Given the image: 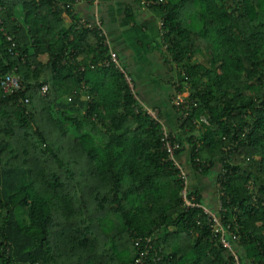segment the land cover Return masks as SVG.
<instances>
[{
  "label": "trees",
  "instance_id": "trees-1",
  "mask_svg": "<svg viewBox=\"0 0 264 264\" xmlns=\"http://www.w3.org/2000/svg\"><path fill=\"white\" fill-rule=\"evenodd\" d=\"M74 1L0 0V264H264V0H145L168 114Z\"/></svg>",
  "mask_w": 264,
  "mask_h": 264
},
{
  "label": "crops",
  "instance_id": "crops-1",
  "mask_svg": "<svg viewBox=\"0 0 264 264\" xmlns=\"http://www.w3.org/2000/svg\"><path fill=\"white\" fill-rule=\"evenodd\" d=\"M76 10L81 20L100 24L109 52L114 53L127 68L133 83L142 81L151 88L159 86L151 89L148 103L164 109L168 114L169 107L165 105L167 98L165 103L161 102V96L168 91L169 78L162 64L161 52L165 47L158 39L161 38L160 21L147 9L138 6L135 0H98L95 5L86 1L80 3ZM151 71H158L159 77L155 83L145 80ZM134 86L136 88V84ZM144 95L141 94V97ZM167 114L164 113L165 116Z\"/></svg>",
  "mask_w": 264,
  "mask_h": 264
},
{
  "label": "built area",
  "instance_id": "built-area-1",
  "mask_svg": "<svg viewBox=\"0 0 264 264\" xmlns=\"http://www.w3.org/2000/svg\"><path fill=\"white\" fill-rule=\"evenodd\" d=\"M86 1L89 2V3H91L92 5H95V4L97 3L98 0H75L74 3H73V5H74L73 7H74L75 10H76V7H77L80 3H82V2H86ZM148 6H149V4L146 3L145 0H141V1H140V7H141L142 9H147ZM75 13H77V10H76ZM79 24H81V25L84 24L86 27H90L89 24H86V21H84V20H80V21H79ZM95 25H96L98 28L101 29V26H100V24H99L98 22H96ZM159 35H160V37H162V35H163L162 23H161V22H160V24H159ZM9 39H10V38H9ZM161 44H163V40H162V39H161ZM14 47H15V44L12 42V43H11V48H14ZM109 55H110V60H109L108 62L105 61L104 66L107 67V66L109 65V63H114L116 66H118L116 55H115L114 53H112V52H109ZM126 80H127V83H128V81H130L129 78H126ZM128 84H129V83H128ZM2 86H3V88H4L5 91H8V90H10V89L17 88V87H18V79H17L16 77H10V76L5 77V79H4L3 82H2ZM45 92H47V89H46V88H43V89H42V93H45ZM187 98H188V96H187V97H183V94H182V95L179 94L176 98H174V99L172 100V103H171V104H172L173 106H176V107H179V105L181 104V105L184 106L183 108L185 109V108H187V104H186V101H185ZM148 112H149V114L151 115L152 118H155L153 112H151V111H148ZM185 116H187V114H184V117H185ZM199 122L204 123V124H207L205 118H203V117L200 118ZM165 139H167V135H166V134H165ZM163 144H164V147L167 149V151H168L169 154H170V159L173 160V151L176 150V149L178 148V145H177V144H173V145H171V144L168 143V142H164ZM175 166H176V168L180 171L181 179H182L183 182L186 184V180H185V178H184L183 175H182L183 173H182V171H181V168L179 167V165H178L177 163H175ZM181 195H182L183 199L185 200V189L181 192ZM185 205H186V206H191L190 203L187 202L186 200H185ZM214 221H215V219H214ZM214 231H215L216 233H218V232L221 233V232H222L221 228H220L218 225H216V227H214ZM145 243H146V248H149L150 246H148V245H149V243H150V239H146V240H145ZM224 246H225V247H228V245H227L226 243L224 244Z\"/></svg>",
  "mask_w": 264,
  "mask_h": 264
},
{
  "label": "rangeland",
  "instance_id": "rangeland-1",
  "mask_svg": "<svg viewBox=\"0 0 264 264\" xmlns=\"http://www.w3.org/2000/svg\"><path fill=\"white\" fill-rule=\"evenodd\" d=\"M20 7V6H19ZM17 7L16 8V17L19 18L21 13H20V8ZM160 39V38H158ZM200 60H202L203 58L200 57ZM158 71H151L150 73H148V78H146L145 80L147 81V83H155L157 81L158 76ZM130 88H132V83L130 81H128ZM134 85L136 84V88L135 91L138 95L139 100H141V102L143 101L144 104H147V106H149L150 104L148 103L149 98L151 97V89H157L159 88V86L154 85L153 88H151V86L149 84H144L142 81H135V83H133ZM140 85V86H138ZM162 90V89H161ZM141 94H145L144 97H141ZM183 94V97H187L188 96V91L184 90V92L181 93V95ZM154 117L156 118V113H154ZM168 130V129H167ZM177 164L179 165V167L181 168L182 171V175L186 180V184L189 185L191 182L189 181V169H183V167H181V165L177 162ZM210 177V178H209ZM213 175H208L206 177H201L202 179H200V183H195L192 184V186H194V188H198L201 193L203 194V196L205 197V200H207L204 203V207L205 210H207V213L209 212V207L208 204L213 205L212 201L213 199L216 197L215 195V189L216 187L213 186L214 182L212 180ZM190 186V185H189ZM211 193H213V196L211 195ZM211 196V198H210ZM208 203V204H207ZM217 210H219V206H217ZM208 215L214 220L216 218H214V215L208 213Z\"/></svg>",
  "mask_w": 264,
  "mask_h": 264
}]
</instances>
